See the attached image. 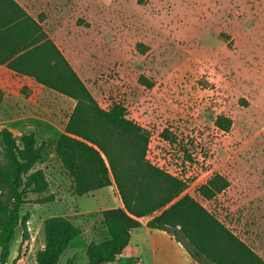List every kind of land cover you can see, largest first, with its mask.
<instances>
[{"label": "rangeland", "instance_id": "obj_1", "mask_svg": "<svg viewBox=\"0 0 264 264\" xmlns=\"http://www.w3.org/2000/svg\"><path fill=\"white\" fill-rule=\"evenodd\" d=\"M36 5L66 26L71 61L99 105L107 110L124 105L127 117L149 132L146 159L186 181L185 194L238 238L264 247V0H37ZM141 77L153 87L142 85ZM71 111L66 108L62 123ZM219 116L233 120L229 132L216 126ZM166 129L175 143L163 137ZM22 137H16L20 144ZM45 144V159L36 168L49 165L60 176L53 141ZM186 151L193 160L187 161ZM47 173L51 178L50 169ZM215 174L230 186L207 200L198 189ZM61 176L43 196H28L22 210L30 214L27 235L17 230L8 264H36L51 217L67 216L87 232L72 242L60 264L71 258L85 264L88 245L109 238L102 211L116 205L117 189L77 197ZM49 196L53 201L41 200ZM142 241L147 244V236ZM136 254L142 264L151 263L150 249Z\"/></svg>", "mask_w": 264, "mask_h": 264}, {"label": "trees", "instance_id": "obj_2", "mask_svg": "<svg viewBox=\"0 0 264 264\" xmlns=\"http://www.w3.org/2000/svg\"><path fill=\"white\" fill-rule=\"evenodd\" d=\"M7 1L24 18L21 24L30 23L38 35L28 46L34 48L24 54H19L21 50L0 51V64L76 101L65 133L53 149L61 174L71 181L77 197L115 186L122 201V207L102 211L109 238L88 246L85 264L115 262L130 244L132 231L142 226L140 220L148 217L150 229L168 232L199 264H264L212 212L185 194L186 181L146 159L149 132L127 117L122 104L102 109L44 28L14 0ZM139 82L153 87L144 77ZM216 126L229 132L233 120L219 116ZM163 137L175 143L168 129ZM45 147V143L38 145L34 134L24 135L20 144L9 129L0 131V264L9 263L17 230L21 228L27 235L30 214L24 215L22 210L28 196H43L51 187L47 169L36 168L45 159ZM184 155L187 161L193 160L188 151ZM229 186L226 177L215 174L199 187L198 193L214 200ZM53 199L49 196L41 200ZM83 232L66 217L47 219L45 247L38 252L36 264H60ZM66 264H74L73 258Z\"/></svg>", "mask_w": 264, "mask_h": 264}, {"label": "crops", "instance_id": "obj_3", "mask_svg": "<svg viewBox=\"0 0 264 264\" xmlns=\"http://www.w3.org/2000/svg\"><path fill=\"white\" fill-rule=\"evenodd\" d=\"M14 1L35 22L44 28L49 39L55 43L82 79L77 68L71 61L67 42L65 41L68 37V34L64 30L66 26L58 24L56 21L58 17L56 15L48 12L45 14L39 12L36 5L37 0ZM19 15L18 9L12 6L10 2L7 0L0 2V51L10 53L14 50H21L19 54H24L34 48L32 45L31 47L28 46H30L38 34L35 33L30 23L21 24L24 18ZM40 16L44 17L43 21L40 20ZM75 106L76 101L73 99L45 87L33 77L23 75L9 69L7 65L0 64V125H2V129H9L15 137L34 134L38 145L53 141L54 148L57 140L65 133V127ZM67 107H70L72 111L65 123H62L61 118ZM50 157H53V154ZM44 168L47 169L46 172L50 169L52 179L49 178L47 173V178L50 183L59 185L62 178L61 174L60 176H56L52 171V167L49 165H45L40 169ZM112 188L116 190L115 186H112ZM116 193V198L118 199L115 203L116 205L109 209L122 207V201L117 190ZM150 219L148 217L140 220L142 226L132 231L130 244L117 257L115 262L108 264H118L124 260L129 261L131 264H138L139 260H141L142 264V257L136 254L141 249H144L146 253L150 249L152 253L151 263L148 264H199L193 259L185 246L168 232L150 229L147 226ZM143 235L147 236V244L142 241ZM84 236H87L86 231L83 232L82 237ZM243 242L264 261V247L259 246L255 249L250 243Z\"/></svg>", "mask_w": 264, "mask_h": 264}, {"label": "built area", "instance_id": "obj_4", "mask_svg": "<svg viewBox=\"0 0 264 264\" xmlns=\"http://www.w3.org/2000/svg\"><path fill=\"white\" fill-rule=\"evenodd\" d=\"M138 264H141V260H139Z\"/></svg>", "mask_w": 264, "mask_h": 264}]
</instances>
